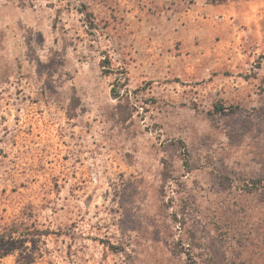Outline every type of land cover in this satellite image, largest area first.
Instances as JSON below:
<instances>
[{"label":"rangeland","instance_id":"rangeland-1","mask_svg":"<svg viewBox=\"0 0 264 264\" xmlns=\"http://www.w3.org/2000/svg\"><path fill=\"white\" fill-rule=\"evenodd\" d=\"M173 1L0 0V264H264V0Z\"/></svg>","mask_w":264,"mask_h":264},{"label":"crops","instance_id":"crops-1","mask_svg":"<svg viewBox=\"0 0 264 264\" xmlns=\"http://www.w3.org/2000/svg\"><path fill=\"white\" fill-rule=\"evenodd\" d=\"M179 2H180L179 0H174L173 5H172L173 7L170 10V12L174 14V16H178V17L180 15L183 16L186 14L184 5L183 4L180 5ZM197 5H198L197 10L200 11L199 14L202 17L197 20V24L195 26L199 29L202 28L201 31H204V33L202 34L208 33L207 32L208 31V28H207L208 21L207 20L210 17H213V18L217 17L216 13H219L220 15L224 13L228 18L236 14H242V15L245 14L243 15L242 19H245L246 16H250L252 18V21H255L256 13L259 10L256 0H251L249 4H243L241 0H221L219 2H216L214 0H198ZM212 10H215V12L211 13ZM206 16H208V18ZM184 19L185 18H181V19L173 18L168 24L172 28L173 32H177V30L178 32L180 31V33H178L180 35H177V33L174 34L175 39L182 40L188 34V33L182 32L183 27H185L182 24V21H184ZM218 26L221 27L220 24ZM194 31L197 33V35L200 34L201 36H203L199 30H194ZM187 37L189 36L187 35ZM187 39L189 40L190 38H187Z\"/></svg>","mask_w":264,"mask_h":264},{"label":"trees","instance_id":"trees-1","mask_svg":"<svg viewBox=\"0 0 264 264\" xmlns=\"http://www.w3.org/2000/svg\"><path fill=\"white\" fill-rule=\"evenodd\" d=\"M114 93H115V90H114ZM114 95L116 97H118L117 93H115ZM215 109H216L217 112H223V111H225L226 108L224 107L223 104H216L215 105ZM180 145L182 146L183 149L186 150V144L183 141L180 142ZM0 237H2V236H0Z\"/></svg>","mask_w":264,"mask_h":264}]
</instances>
